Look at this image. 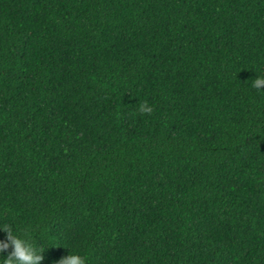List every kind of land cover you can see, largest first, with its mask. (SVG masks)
I'll return each mask as SVG.
<instances>
[{"label": "trees", "instance_id": "trees-1", "mask_svg": "<svg viewBox=\"0 0 264 264\" xmlns=\"http://www.w3.org/2000/svg\"><path fill=\"white\" fill-rule=\"evenodd\" d=\"M256 76L264 0H0V224L41 264H264Z\"/></svg>", "mask_w": 264, "mask_h": 264}, {"label": "clouds", "instance_id": "clouds-1", "mask_svg": "<svg viewBox=\"0 0 264 264\" xmlns=\"http://www.w3.org/2000/svg\"><path fill=\"white\" fill-rule=\"evenodd\" d=\"M264 86V76H256L253 80V87ZM0 231L6 234L4 240H0V264H41L44 260L42 251H37L31 238L26 234H20L12 226L0 224ZM11 248L7 256L5 251ZM68 254L61 257L55 264H86V259L79 252H74L68 248Z\"/></svg>", "mask_w": 264, "mask_h": 264}]
</instances>
